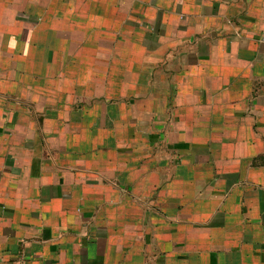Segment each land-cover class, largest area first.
I'll return each instance as SVG.
<instances>
[{"label":"crops","instance_id":"crops-1","mask_svg":"<svg viewBox=\"0 0 264 264\" xmlns=\"http://www.w3.org/2000/svg\"><path fill=\"white\" fill-rule=\"evenodd\" d=\"M0 264H264V0H0Z\"/></svg>","mask_w":264,"mask_h":264}]
</instances>
